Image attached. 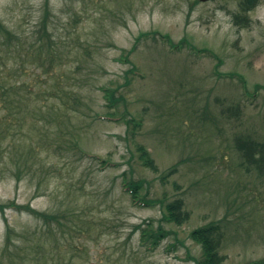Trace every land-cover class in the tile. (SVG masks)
I'll list each match as a JSON object with an SVG mask.
<instances>
[{"label": "rangeland", "instance_id": "obj_1", "mask_svg": "<svg viewBox=\"0 0 264 264\" xmlns=\"http://www.w3.org/2000/svg\"><path fill=\"white\" fill-rule=\"evenodd\" d=\"M239 1L0 0L20 39L45 17L57 53L49 74L21 62L16 37L0 50V264H197L189 233L209 222L221 264H264V167L236 145L264 142V0L246 26ZM123 178L143 180L146 198H181L188 217L133 204ZM145 221L168 231L153 250Z\"/></svg>", "mask_w": 264, "mask_h": 264}, {"label": "trees", "instance_id": "obj_2", "mask_svg": "<svg viewBox=\"0 0 264 264\" xmlns=\"http://www.w3.org/2000/svg\"><path fill=\"white\" fill-rule=\"evenodd\" d=\"M257 2L258 0H240L239 11L233 14V20L238 25H248L250 22L248 12L257 5ZM40 28V33L35 39L25 40L18 38L16 34H13L6 26L3 25V23L0 22V50L2 51L5 49L7 52H10L12 39L16 37L19 40V43L16 41L15 46L18 47V53L20 55L19 57H21V62H23L22 59H25L29 55L28 57L31 56L33 58L32 61L35 60L37 62V67H41L42 71L48 72L50 74L53 72L54 59L57 58V53L55 42L53 41L50 33L47 31V21L45 17L41 21ZM163 38H165V40H167V42L173 46L172 40L170 37H168V35H165ZM1 46L3 47L1 48ZM14 48L15 47L13 46L11 50H14ZM123 61H127V58L124 57ZM130 71L135 72V69L131 68ZM10 85L13 86L14 84L11 83ZM7 88L8 85H3L0 83V101L3 98L4 90ZM102 91L109 107L116 106L121 99L120 96L115 97L114 89L110 87L103 86ZM126 124L127 126L131 125L132 130H134L137 125H140V123L133 118L126 119ZM133 133L134 132H132V134ZM236 145L241 151L242 155L247 160L253 162L256 168H259L260 172H262L264 167V142L255 141L248 138H237ZM137 150L143 165L152 169H156L154 160L152 159L147 148L140 144L137 145ZM99 160L102 164L111 163V161H108L107 159L99 158ZM173 171L174 168H172L168 174L172 173ZM122 185L124 190L130 194L133 204L138 206H154L159 204L161 206L162 212L164 213L162 217L166 221L181 223L188 217V213L183 210V200L181 198H175L170 201H167L164 197L157 199L146 198L147 193L142 192L144 189L143 180H125L123 178ZM3 208L4 205L0 204V209L3 210ZM30 210L39 214L32 209ZM136 229L140 230V241L149 250H153L160 243L162 238L168 234V231L165 230L162 225L159 224L154 226V224L150 221L143 222V226L142 224H137ZM189 237L201 246L202 257L197 261V264H221L223 262L225 257L224 254L220 253L221 230L217 222H209L194 228L189 233Z\"/></svg>", "mask_w": 264, "mask_h": 264}, {"label": "water", "instance_id": "obj_3", "mask_svg": "<svg viewBox=\"0 0 264 264\" xmlns=\"http://www.w3.org/2000/svg\"><path fill=\"white\" fill-rule=\"evenodd\" d=\"M201 1H206V0H201Z\"/></svg>", "mask_w": 264, "mask_h": 264}]
</instances>
